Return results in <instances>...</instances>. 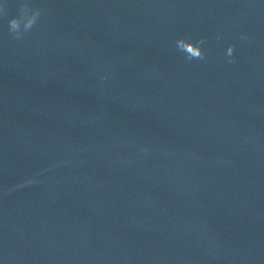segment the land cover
Returning <instances> with one entry per match:
<instances>
[{
  "label": "water",
  "instance_id": "95a60500",
  "mask_svg": "<svg viewBox=\"0 0 264 264\" xmlns=\"http://www.w3.org/2000/svg\"><path fill=\"white\" fill-rule=\"evenodd\" d=\"M29 3L22 40L0 17V264H264V0Z\"/></svg>",
  "mask_w": 264,
  "mask_h": 264
},
{
  "label": "clouds",
  "instance_id": "9594fccd",
  "mask_svg": "<svg viewBox=\"0 0 264 264\" xmlns=\"http://www.w3.org/2000/svg\"><path fill=\"white\" fill-rule=\"evenodd\" d=\"M19 12L18 15L8 20V32L15 40H22L30 33L40 22L43 15V10L40 7H35L29 3V0H17ZM8 16V0L0 3V17ZM217 40L222 39L221 35L216 36ZM241 39L248 41L249 37L246 34L241 35ZM206 43L204 38L192 41L191 38H180L176 41L177 50L184 55L187 61L204 60L206 53L203 45ZM229 63L234 62L235 45H230L225 53ZM106 80L107 76L101 78Z\"/></svg>",
  "mask_w": 264,
  "mask_h": 264
}]
</instances>
